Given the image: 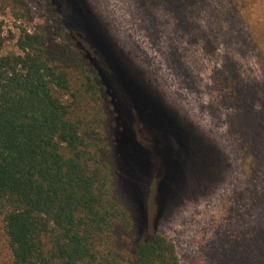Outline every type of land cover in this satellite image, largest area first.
Here are the masks:
<instances>
[{"label": "rangeland", "instance_id": "obj_1", "mask_svg": "<svg viewBox=\"0 0 264 264\" xmlns=\"http://www.w3.org/2000/svg\"><path fill=\"white\" fill-rule=\"evenodd\" d=\"M21 1L26 18L11 7L1 15L7 37L57 25L46 0ZM82 2L91 29L152 98L141 97L142 116L137 92L118 91L123 139L112 156L135 218L122 245L136 248L159 230L176 244L181 264H264V0H190L180 12L169 0ZM62 10L85 32L64 3ZM4 52H19L16 38ZM231 72L223 100L216 83ZM169 119L185 132L181 154ZM162 149L172 153L169 167Z\"/></svg>", "mask_w": 264, "mask_h": 264}, {"label": "trees", "instance_id": "obj_2", "mask_svg": "<svg viewBox=\"0 0 264 264\" xmlns=\"http://www.w3.org/2000/svg\"><path fill=\"white\" fill-rule=\"evenodd\" d=\"M169 1L180 12L190 0ZM0 2V235L8 250L0 245L1 264H181L176 244L159 230L136 248L122 245L135 218L112 156L123 139L118 91L137 92L142 116L139 104L152 102L149 93L91 29L82 0H46L57 25L22 28L18 37L4 34L1 15L11 7L26 18L29 10L21 0ZM63 3L85 32L68 24ZM15 38L19 52L5 53ZM232 73L217 80L223 100L230 98L222 87H232ZM171 124L181 154L185 132ZM167 152L160 155L169 167Z\"/></svg>", "mask_w": 264, "mask_h": 264}]
</instances>
